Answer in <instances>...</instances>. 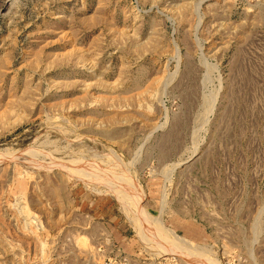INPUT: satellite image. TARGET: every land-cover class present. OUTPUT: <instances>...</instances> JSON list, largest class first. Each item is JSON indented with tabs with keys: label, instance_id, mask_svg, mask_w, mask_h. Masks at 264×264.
Instances as JSON below:
<instances>
[{
	"label": "rangeland",
	"instance_id": "obj_1",
	"mask_svg": "<svg viewBox=\"0 0 264 264\" xmlns=\"http://www.w3.org/2000/svg\"><path fill=\"white\" fill-rule=\"evenodd\" d=\"M0 264H264V0H0Z\"/></svg>",
	"mask_w": 264,
	"mask_h": 264
},
{
	"label": "bare ground",
	"instance_id": "obj_2",
	"mask_svg": "<svg viewBox=\"0 0 264 264\" xmlns=\"http://www.w3.org/2000/svg\"><path fill=\"white\" fill-rule=\"evenodd\" d=\"M1 155H2V154H1ZM2 156H3V155H2ZM5 157H6V156H5ZM3 160H4V159H3ZM142 210H143V209H142ZM140 216H141V215H140ZM144 218H146V217H144ZM145 222H146V221H145ZM145 222H144V223H145ZM147 224H148V223H147ZM144 225H145V224H144ZM143 232H144V231H143ZM148 232H149V231H148ZM161 234H162V233H161ZM149 235H150V234H149ZM160 237H161V236H160ZM150 240H151V239H150ZM159 240H160V239H159ZM164 241H165V240H164ZM151 242H152V241H151ZM172 242H174V241H172ZM166 244H167V243H166ZM164 246H165V245H164ZM177 247H178V246H177ZM178 249H179V248H178ZM170 250H171V249H170ZM170 250H169V251H170ZM175 250H176V249H175ZM177 251H178V250H177ZM172 253H173V252H172Z\"/></svg>",
	"mask_w": 264,
	"mask_h": 264
}]
</instances>
